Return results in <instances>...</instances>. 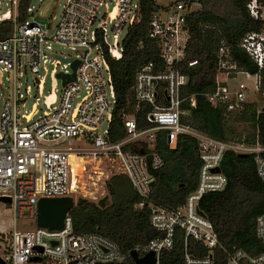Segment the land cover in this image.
Instances as JSON below:
<instances>
[{"label":"built area","instance_id":"built-area-1","mask_svg":"<svg viewBox=\"0 0 264 264\" xmlns=\"http://www.w3.org/2000/svg\"><path fill=\"white\" fill-rule=\"evenodd\" d=\"M19 1L0 0V26L5 22L12 25L10 35L0 40L3 91L0 197L10 199L7 206L14 215L8 234L3 222L0 223V259L5 264H125L135 251L139 257L152 253L156 264H160V255L172 250L179 229L184 235L182 264H215L217 249L225 256L224 264H264V253L250 256L242 249L223 248L199 207L205 195L221 192L226 186L220 165L227 150L253 155L257 175L264 183V148L244 142H221L181 123L185 115L182 104L189 101L191 106L195 105L193 97L183 96L188 78L177 67L185 60L189 39L186 16L195 11L192 8L195 0L157 4L158 9L149 22L148 37L158 43L164 68L154 71L152 64L142 66L131 87L134 109L148 106L146 122L151 126L140 130L134 114L124 113L125 137L117 142L110 136L116 95L106 57L121 59L122 42L128 29L139 21V1L66 0L54 27L27 20L17 22ZM245 1L249 16L262 20L264 5L259 0ZM102 8L104 12L100 14ZM30 12L32 8L28 7L27 16ZM52 45L72 52L73 58L61 63L55 57L67 59V56L61 50H54ZM239 48L258 68L257 74L251 75L257 93L259 71L264 70V30L245 34ZM216 60L215 84L205 98L227 115L241 110L246 102V86L241 83L233 89L227 80L238 73L250 75L237 70L223 43L216 52ZM76 61L75 79L63 86L57 75H72V64ZM196 63L189 62L188 66ZM28 74L32 76V86L28 83ZM47 78L50 91L44 95ZM33 98L35 102L28 108ZM39 100L43 109L38 106ZM159 132L164 133L169 151L177 150L180 136L194 138L201 161L196 188L181 206L173 209L150 199L155 183L150 169L163 166L162 158L155 151ZM118 175L130 180L139 197L135 208L148 210L150 228L160 234L147 244L123 253L100 234L75 233L69 214L58 230L37 226L24 231L16 228L19 220L36 223L37 203L42 198L69 197L73 207L87 203L88 199L89 203L104 209L109 202L106 183ZM98 187L103 188L102 197L86 196ZM79 200L83 201L81 205ZM102 201L104 205L100 206ZM254 230L264 246V208L255 219ZM189 239L200 244L206 255L190 254Z\"/></svg>","mask_w":264,"mask_h":264},{"label":"trees","instance_id":"trees-1","mask_svg":"<svg viewBox=\"0 0 264 264\" xmlns=\"http://www.w3.org/2000/svg\"><path fill=\"white\" fill-rule=\"evenodd\" d=\"M139 1V21L133 24L122 42V57L115 61L106 57L111 70L112 83L116 95V104L110 125V136L115 142L125 137L122 114L133 113L138 129L151 125L146 122L150 108L141 105L134 109L131 87L136 72L144 65L152 64L154 71L163 70L159 47L155 40L148 37L149 22L158 9L156 0ZM201 8L186 16L189 39L185 60L177 67L187 76L188 83L183 96L193 97L195 105L187 101L182 104L185 115L181 123L199 133L221 142H244L264 148V108L256 102L243 103L242 109L233 114L211 105L205 94L212 90L217 71L216 52L224 44L236 64L237 70L255 75L258 68L248 55L239 48L243 36L249 32L264 30V20L252 19L246 9L245 0H195ZM31 0H20L17 9V22L24 23ZM264 5V0H259ZM222 4L218 10L215 5ZM12 25L5 22L0 26V40L10 35ZM196 61L189 67L188 63ZM260 86L257 94L264 96V70L259 71ZM228 117V119H227ZM247 124L252 127L243 138L234 137L228 120ZM155 151L163 160L162 168L151 170L154 186L150 199L155 204L170 209L181 206L198 182L201 161L198 155L197 141L186 135L179 137L178 147L169 151L165 144V135L158 133ZM264 158V153L262 154ZM226 179L223 191L205 195L200 201V209L211 223L219 244L228 250L238 248L250 256L264 253V246L255 235V219L264 208V183L256 172L254 156L247 154L238 157L227 150L220 165ZM109 202L104 209L93 203H84L69 211L75 233H97L114 242L121 252L126 253L137 245H145L160 234L149 225V213L146 209H136L139 197L132 188L130 180L124 175L112 177L106 183ZM188 252L195 256L206 255V250L196 241L189 239ZM184 235L176 230L171 251L162 252L160 264H182ZM215 264H224L225 256L220 249L214 254ZM125 264H133L128 260Z\"/></svg>","mask_w":264,"mask_h":264},{"label":"rangeland","instance_id":"rangeland-1","mask_svg":"<svg viewBox=\"0 0 264 264\" xmlns=\"http://www.w3.org/2000/svg\"><path fill=\"white\" fill-rule=\"evenodd\" d=\"M66 0H41V2H39V0H31L29 7L32 8V12L29 13V16L27 18V21L29 23L31 22H36V23H40V24H49L51 25V27H54L58 20L59 17L61 15L63 6L65 4ZM170 0H157V4H159L160 6H164L166 4H168ZM196 3L194 5H192V8L196 11L199 10L201 8V4L197 1H195ZM215 7L218 10H222L223 6L222 4H218L215 5ZM104 12L103 8L100 11V14H102ZM100 14L98 16V18L100 17ZM264 20V12H263V19ZM97 25V23H96ZM54 50H61L65 56H67V59H62L61 57H55L56 59L60 60L61 63H65L69 60H71L73 58V54L72 52L66 50V49H62L59 48L56 45H52ZM51 69V66H48V70ZM43 73L41 72L40 75H42ZM28 78V83L29 85L32 86V76L31 75H27ZM221 80L224 79V77H220ZM228 86L233 88V89H237L239 84H244L246 86V90L244 91L245 94V101L246 103L249 102H256V104L259 107H263L264 108V96H259L256 91H255V79L253 76H249L246 77L245 74L243 73H238L236 76H234V78H230L227 80ZM7 86V84L5 85ZM34 90H32L33 92ZM50 91V86H49V78H47L46 81V86H45V90H44V95H47ZM3 94L2 88H0V97ZM35 102V99H30L29 100V105L28 108L30 107V105L32 103ZM38 106L40 109H43L42 105H41V100L38 101ZM1 100H0V112H1ZM233 114V113H231ZM228 119V117H227ZM227 125L233 130V136L236 137H241L243 138L248 132L252 131V127L250 125L247 124H242V123H236L233 121L232 118H230V120H228ZM101 193L104 194L103 192V188L98 187L97 191L90 195L88 192L86 194V196L90 199H94L95 197L100 198L102 197ZM87 199V198H85ZM88 202H91L87 199ZM13 212L12 210H10L9 206L4 205L0 202V223L2 222H6V223H2L3 228L5 229L6 233L8 234L12 228V221H13ZM9 224V225H8ZM36 227V223L34 221H25V220H19L16 222V228L18 230L24 231V230H29ZM4 237V236H3ZM4 247L6 248V242L4 244Z\"/></svg>","mask_w":264,"mask_h":264},{"label":"water","instance_id":"water-1","mask_svg":"<svg viewBox=\"0 0 264 264\" xmlns=\"http://www.w3.org/2000/svg\"><path fill=\"white\" fill-rule=\"evenodd\" d=\"M77 66V61L72 64L74 71L72 75H57V78L62 80L63 86L75 79V70ZM244 156H246V154H238V157ZM0 202L4 205H9L10 199L7 197H0ZM82 203V200L78 201V205H81ZM103 205L104 201L100 203V206ZM72 208L73 201L69 197L54 199L42 198L37 203L36 226L47 228L49 230H58L62 228L64 219ZM130 257L133 264H156L155 256L152 253L139 257L135 251H132ZM0 264L5 263L0 259Z\"/></svg>","mask_w":264,"mask_h":264},{"label":"bare ground","instance_id":"bare-ground-1","mask_svg":"<svg viewBox=\"0 0 264 264\" xmlns=\"http://www.w3.org/2000/svg\"><path fill=\"white\" fill-rule=\"evenodd\" d=\"M96 191H97V188H96ZM96 191H95V192H96ZM95 192H93V193H89V194H90V195H92V194H94ZM101 195L103 196L104 194H103V193H101Z\"/></svg>","mask_w":264,"mask_h":264},{"label":"crops","instance_id":"crops-1","mask_svg":"<svg viewBox=\"0 0 264 264\" xmlns=\"http://www.w3.org/2000/svg\"><path fill=\"white\" fill-rule=\"evenodd\" d=\"M3 223H6V222H3ZM9 225V224H8Z\"/></svg>","mask_w":264,"mask_h":264}]
</instances>
